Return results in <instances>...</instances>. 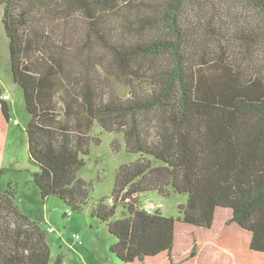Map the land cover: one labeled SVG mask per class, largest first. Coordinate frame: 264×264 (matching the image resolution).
I'll list each match as a JSON object with an SVG mask.
<instances>
[{
    "label": "trees",
    "instance_id": "obj_1",
    "mask_svg": "<svg viewBox=\"0 0 264 264\" xmlns=\"http://www.w3.org/2000/svg\"><path fill=\"white\" fill-rule=\"evenodd\" d=\"M232 1L257 19L234 20L217 0H0L41 200L60 199L67 217L88 203L90 184L77 173L100 142L95 124L139 154L117 167L107 202L90 208L122 264H198L208 246L231 264H246L239 252L263 258L264 0ZM3 94L0 86V177L11 120ZM148 191L187 200L177 217L148 213ZM213 229L217 241L207 238ZM46 234L9 182L0 264H63Z\"/></svg>",
    "mask_w": 264,
    "mask_h": 264
},
{
    "label": "rangeland",
    "instance_id": "obj_2",
    "mask_svg": "<svg viewBox=\"0 0 264 264\" xmlns=\"http://www.w3.org/2000/svg\"><path fill=\"white\" fill-rule=\"evenodd\" d=\"M217 1L221 5H225L234 20L254 22L257 19L251 10L243 8L232 0ZM1 16L0 9V86L9 97L7 102L10 107L11 120L8 125L2 159V167L5 172L0 177V190H4L9 182L15 184V203L23 213L45 228L51 255L53 257L62 255L63 264H122L109 250L110 244L116 240L115 237L108 233L103 223L90 216V208L101 198H105V202H107V199L111 197L117 167L138 159L139 154L126 151L121 134L105 132L95 124L91 136L98 137L100 142L99 144L93 142L90 144L86 163L77 173L78 177L85 179L90 184L88 203L81 211L72 212L67 217L64 216L67 207L60 199L52 196L45 202L42 201L32 178V173L37 168L30 163L28 158L25 125L29 115L24 106L21 90L13 84L11 79L8 40ZM260 54L264 55L262 52ZM114 139L120 144L117 151L112 149L111 143ZM140 200L153 202L165 216L177 217L179 206L186 203L187 196L171 193L164 197L156 191H148L140 195ZM120 211L121 208L117 207L116 217L120 216ZM219 222L220 215L217 216L214 225L218 226ZM180 226L184 230L191 231L190 226ZM50 227L53 229L52 232L49 230ZM73 234L78 235V241H75ZM186 237L187 234L184 233V238ZM226 237L230 238L225 233L220 240L221 243L223 240H228ZM207 238L217 241L216 229H213ZM210 248L209 246L203 248L198 264H231L229 254L221 247L218 248L219 250ZM248 255L239 252L237 258L242 260L241 262L246 261V264H264V255H261L263 258Z\"/></svg>",
    "mask_w": 264,
    "mask_h": 264
},
{
    "label": "built area",
    "instance_id": "obj_3",
    "mask_svg": "<svg viewBox=\"0 0 264 264\" xmlns=\"http://www.w3.org/2000/svg\"><path fill=\"white\" fill-rule=\"evenodd\" d=\"M3 99L4 100H7L9 97H8V94H3ZM142 206H143V209L148 212V213H152L154 212L158 207L151 201H148V200H144V202H142ZM50 232L53 231V229L50 227L49 228ZM73 238L75 239V241H78V235L77 234H73Z\"/></svg>",
    "mask_w": 264,
    "mask_h": 264
},
{
    "label": "crops",
    "instance_id": "obj_4",
    "mask_svg": "<svg viewBox=\"0 0 264 264\" xmlns=\"http://www.w3.org/2000/svg\"><path fill=\"white\" fill-rule=\"evenodd\" d=\"M3 91V90H2ZM3 93L7 94L6 92L3 91Z\"/></svg>",
    "mask_w": 264,
    "mask_h": 264
}]
</instances>
